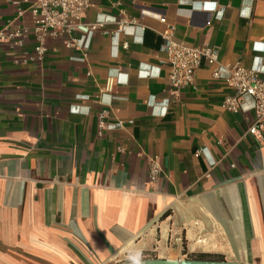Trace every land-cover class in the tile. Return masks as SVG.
Listing matches in <instances>:
<instances>
[{
  "label": "crops",
  "instance_id": "0c3cea01",
  "mask_svg": "<svg viewBox=\"0 0 264 264\" xmlns=\"http://www.w3.org/2000/svg\"><path fill=\"white\" fill-rule=\"evenodd\" d=\"M12 2L0 0V31L32 29L35 0L22 14ZM92 3L84 23L137 21L119 39L129 48L97 33L82 62L62 33L23 64L33 35L0 45V264H126L132 250L264 264V128L249 134L255 113L227 111L235 90L213 76L264 68V0ZM161 17L177 42L218 52L195 87L170 85ZM102 112L123 126L100 132Z\"/></svg>",
  "mask_w": 264,
  "mask_h": 264
},
{
  "label": "built area",
  "instance_id": "2783aa9c",
  "mask_svg": "<svg viewBox=\"0 0 264 264\" xmlns=\"http://www.w3.org/2000/svg\"><path fill=\"white\" fill-rule=\"evenodd\" d=\"M12 3L18 6L19 14H22L19 7L20 0H13ZM92 7V0H35L31 7L34 18L33 28L0 31V45L8 44L11 48L22 47L24 41L33 35L36 45L33 52L23 54L21 60L23 64L42 60L47 52V38H56L62 33L70 36L67 42L69 48H78L84 53L83 57L78 59L82 62L85 61L93 37L97 33L110 37L115 48L120 45L129 48V42L121 43L119 39L126 35L125 30L136 25L137 21L134 19L114 20L115 29L113 30L106 28L107 24L100 21L84 23V17ZM160 22L164 25V29L160 32L161 51L166 55L169 64L170 85L176 90L195 87L196 71L202 60H206L210 65H217L218 52L208 46L189 47L177 42L174 39V26L168 24L165 17H161ZM75 33L79 35L75 36ZM213 76L215 79L224 80L230 88L235 90V95L225 100L227 111L232 113L253 111L255 113L256 120L249 128V134L259 136L264 128V68H245L236 65L228 70L217 66L213 70ZM244 99L251 100L250 107L244 108ZM106 115V112L100 115V132L123 126V122L116 125L106 124L104 120ZM161 171L159 160L151 161V181H156Z\"/></svg>",
  "mask_w": 264,
  "mask_h": 264
},
{
  "label": "water",
  "instance_id": "95a60500",
  "mask_svg": "<svg viewBox=\"0 0 264 264\" xmlns=\"http://www.w3.org/2000/svg\"><path fill=\"white\" fill-rule=\"evenodd\" d=\"M126 264H132V262ZM142 264H240V263H230L226 261L191 260V259H181V260L145 259L142 260Z\"/></svg>",
  "mask_w": 264,
  "mask_h": 264
},
{
  "label": "clouds",
  "instance_id": "9594fccd",
  "mask_svg": "<svg viewBox=\"0 0 264 264\" xmlns=\"http://www.w3.org/2000/svg\"><path fill=\"white\" fill-rule=\"evenodd\" d=\"M219 18V17H218ZM166 108H161L157 112H154V115H164ZM129 260L132 264H142L141 252L139 250H132L129 254Z\"/></svg>",
  "mask_w": 264,
  "mask_h": 264
},
{
  "label": "trees",
  "instance_id": "16d2710c",
  "mask_svg": "<svg viewBox=\"0 0 264 264\" xmlns=\"http://www.w3.org/2000/svg\"><path fill=\"white\" fill-rule=\"evenodd\" d=\"M189 259H191V260L223 261L221 258H218L219 260H217V259H214V257L208 256L205 254L198 255L195 258L191 257Z\"/></svg>",
  "mask_w": 264,
  "mask_h": 264
},
{
  "label": "snow or ice",
  "instance_id": "6c2138e0",
  "mask_svg": "<svg viewBox=\"0 0 264 264\" xmlns=\"http://www.w3.org/2000/svg\"><path fill=\"white\" fill-rule=\"evenodd\" d=\"M214 7V6H213ZM74 111H77V109H73Z\"/></svg>",
  "mask_w": 264,
  "mask_h": 264
}]
</instances>
